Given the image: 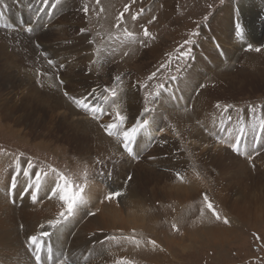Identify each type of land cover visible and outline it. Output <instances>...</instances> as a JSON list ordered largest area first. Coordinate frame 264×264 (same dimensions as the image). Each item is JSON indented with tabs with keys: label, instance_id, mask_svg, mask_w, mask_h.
Instances as JSON below:
<instances>
[{
	"label": "bare ground",
	"instance_id": "bare-ground-1",
	"mask_svg": "<svg viewBox=\"0 0 264 264\" xmlns=\"http://www.w3.org/2000/svg\"><path fill=\"white\" fill-rule=\"evenodd\" d=\"M4 2L8 5L7 9H11V7L16 4L14 0H4ZM29 4L32 5L31 8L28 7ZM39 6L37 0H21L19 7L15 8V11L10 13L14 19H10L6 13L7 9L5 10L3 6L0 5V11L3 12V15L0 16V121L4 120L6 129L13 135L16 134L30 141H34L43 148H50L52 153L61 152L66 158L70 157L73 164L77 165V168L74 170L82 171L81 174H79L80 180L77 182L85 188V193L94 208L93 212L97 213L96 217L90 216L80 228V232H82L84 236L91 232H102V236L106 234H127L135 236L133 234L134 231L138 228H143L144 225L147 224L144 215L153 199L156 198L157 193L162 195L166 194L170 190L169 185L171 184H175L173 186V189H175L173 190V193L178 194L179 197H181V200L185 201H181L183 204H186L190 199H194L200 193L199 190L208 189L210 193H213L212 186L218 188V196L223 197L225 205L233 214H235L237 209L239 210V203L244 201V204L247 202L246 200H249L250 203L254 194L257 192L258 184L261 183L260 181H264V177L260 178L264 172L255 167L251 169L249 167L251 164L248 162L247 165L244 160L245 156L242 157L240 155L239 157L223 148V144H228L227 142H224L223 139L220 140V144L218 143L221 145L219 146L215 138H209L206 134L202 133V129H200L195 123L201 122L202 126L206 123L202 120L205 119V115H198L200 113L199 111L203 110L202 107H199L200 109L198 108L199 110L194 112L198 114L191 112L192 116L189 118L188 111H185L184 115L182 114L178 119L179 123L183 121V128L186 127L187 129L189 126L187 133L184 132L183 134L182 132L183 137L179 142L170 140L163 148L156 147L152 151V147L149 149L145 154L146 157H157L152 162L146 163L149 167H142L143 163L141 164L138 161L139 157L137 158L138 160L135 161L136 159L127 158L125 154L120 156V153H122L123 150L118 149L116 143L118 137L114 134L111 139L108 138L106 136L107 134L100 129V124L102 122L99 121L100 123H96L93 121L94 119H89V117L92 116L91 113H85V115H83L84 113L77 111L70 106L69 101L62 95L63 91H68L69 94L72 92L82 95L92 89H98V95V93L103 90L105 84L110 85L113 81L112 78L115 77L112 75V71L108 75V78L106 77L107 83H104L103 78H99L97 74L98 67L95 64V66H91V61L94 60V55L97 53H95V49H97L95 48L96 44L92 46L94 43L89 44L78 33L80 28H85L87 30L86 35L88 40L92 39L90 41L95 42L93 41V34H90L91 30L86 28L87 21L85 20V15H83V13H76L77 11L79 12V8L75 6L74 0H65L64 2L63 0H60V4L57 7L49 8L39 16H36L35 8ZM253 7L259 9L264 14L263 0H239L237 3L232 2L230 8L226 7L216 12L212 17L210 24L202 28L200 47L195 49L192 56L194 58L192 59L194 67L206 71L207 73H211V75H213L211 78L217 80L215 84L216 88L212 89V87L209 86L207 90L200 92L198 95V99L200 97V101L211 110L216 109V111H218L214 106V103L219 104L220 102L213 98L232 99L235 98V95L239 92L245 95L247 91L253 94L259 90V85L257 83L258 79L264 81L257 76L260 75L259 68L261 65V57L249 53V45H251L253 50L256 48L255 46L253 47L251 42L259 43L264 34L263 24L260 23L259 26H262V28L260 27V30H256L254 25L248 26L247 22L251 23L250 18L254 15L257 16V12ZM81 9H83V7H81ZM170 9H172V5ZM220 12H222L221 17H219ZM49 13H51V15H49ZM241 13H243V19L241 18ZM18 19L20 20L17 21ZM20 21L23 22L24 25L32 22L34 31L31 34L21 35V28L18 26V24L21 23ZM256 21L259 20L256 18ZM12 22H15V24H12ZM167 24L172 26L171 23ZM237 25H239L242 30V38L236 35L235 28ZM15 26L16 28L14 29ZM42 27L48 28L47 31L44 32L41 30ZM246 27H248V30H246ZM224 31L228 34L222 35ZM9 37L12 38L9 39ZM99 41L96 42L98 43ZM32 42L34 46L32 45ZM37 43H39L41 47L45 45V51H48L49 55L56 54L55 61L57 64H60V62L63 63V61L64 65L65 62L68 63L67 69L59 72L60 79L64 81L62 86L58 85L53 70L49 69L47 59L42 55L44 51H41L40 48L38 49L36 47ZM87 50L88 52L89 50L93 52L92 59H89L90 56H88ZM154 52L155 47L150 53L148 52L145 57L151 58V55L153 57V55H155ZM29 53L36 55V67L39 70H48V75H36L37 71L31 69L33 66L32 62L30 63L31 68L29 67V60L25 57V55ZM41 57H44L46 64L42 61ZM67 59L70 60L68 61ZM232 60L233 64H231ZM208 62H215L216 70L210 69L209 66L208 68L205 67L204 63ZM247 64L254 65L253 68L255 72H252L251 70L248 72L241 68L244 67L243 65L246 66ZM76 66L77 69L83 67L84 71L86 70L85 67H89L91 68V72L87 77H84L79 71L76 72ZM258 66L259 68H257ZM93 68L96 70L93 71ZM188 71L190 70L187 69L183 74H186ZM67 74L68 76H66ZM189 79L190 76L184 75L182 79L178 80L179 84L182 85V89L189 87ZM37 80L44 85L43 88L36 86ZM75 82H77V84H75ZM191 82L195 85L194 80H191ZM252 83H255V85H251ZM176 84V81H171V84H168L167 88H169V91H172V93L170 95H163L162 93V98H168L169 100L174 91H181L177 88ZM57 87L60 88L59 91L57 90ZM127 89L128 92L124 94L125 96H119L120 110L123 115L128 116L130 119L135 117L141 118L139 113L142 112L141 104L143 101H141L137 92L133 93L134 87H127ZM185 94L186 90L184 92V95ZM183 96L182 99L179 98V103L184 101ZM220 105L222 104L220 103ZM104 106L106 107L105 103ZM104 106L102 105L103 108H105ZM109 111L115 112L111 110ZM156 111L161 114L159 109L155 108V113ZM248 113L249 112L246 111L245 117L241 118L242 120L240 123L236 122L238 125L233 126V130L236 131L235 136L240 134V128H245L247 125V120L249 118ZM224 114L226 115V113ZM239 114L243 115V111H239ZM104 116L108 118V114L100 116V118L103 119ZM152 116L154 117V120L150 119ZM150 117L147 118L150 120L151 126L149 125L145 130H142L141 134L137 137V143L136 146H134L135 151L138 152L137 156L143 151L142 149L149 142L150 137L154 136L152 131L155 133V130L158 128V125L155 122V115H150ZM209 121L211 125L215 126V123L217 125V119L210 118ZM228 121L229 120L226 119L224 122ZM261 121L262 120L254 121L256 132L253 137L251 132H243L240 145V150L242 152H244L245 149L252 150V140H254L256 134L263 136V134L260 133ZM106 122L109 121L106 120ZM221 123L223 124V121H221L220 124ZM231 123H233V121H231ZM169 124V122H166L158 133L166 132ZM169 130H172V128ZM177 130L179 131V129ZM220 131L221 130L216 131V129H214L212 133H219V135L224 133V131ZM178 133L181 134V131ZM172 134L174 135V133ZM235 136H233V139ZM216 137L219 138L217 135ZM160 139V137L156 138L154 144L158 143ZM263 139L264 138L260 139V141H263ZM229 141H231V139H229ZM181 142H183V144H181ZM187 142H190V144ZM185 146H187L188 149L191 147V155H186ZM110 154H114L116 158L108 160ZM193 154H196L197 156L195 159H193ZM10 156L11 154L7 155V157L6 155H0V192L3 191L2 186L6 179L5 167H9L11 171V164L9 163ZM98 157H104L107 161V171L112 173L111 178H108L107 176L93 175V173H95L100 167L94 163ZM188 158H190L191 162L195 163L193 166L195 170L190 169ZM23 160H25V158ZM254 161L261 166H264V154H260V156ZM197 164L198 166H196ZM154 165H156V167ZM208 167L211 168L212 171L214 169L216 173L213 172L215 177L213 180L209 181L207 177H213V173L211 172L210 174L207 173L205 175L203 172V170ZM159 169H162V171ZM200 169L208 183L192 176V174H200ZM182 173L184 174V179L180 180L181 178L179 177ZM128 175L132 176V180L126 182ZM48 176L49 175H47L46 179ZM223 180L227 181L223 182L220 186V182ZM103 183H107L111 191H120L122 195L118 199L99 203L98 200L102 193L101 185ZM187 184L189 186H187ZM149 186L152 187L149 189ZM173 193L172 190H170L169 195H172ZM258 195L262 198L264 192H260ZM229 201L231 202L230 205ZM25 202L30 205L28 199H26ZM156 202H159V200ZM26 203L23 204L22 201V205L16 209L8 202L3 194L0 193V264H34L31 257L28 256L26 252L27 249L20 236L21 229L19 223L16 221V213H20L22 218L21 221L24 228L22 233L30 236L36 234V229L40 225H46L47 222L62 209L55 203H45L41 210L33 213L32 210H28L27 212ZM161 205L160 207H162ZM250 206L251 205H249V208ZM239 213H241L240 210ZM248 214L252 216L251 218L256 216L250 212H245L242 214V217L244 219L245 217L247 218V216L250 217ZM228 226L229 225H227V228L216 231L211 230L210 228L205 231H200V229L197 230L198 226L196 225L194 227L195 234H189L190 245L208 239H216L217 236H219L220 239L225 235L228 236L232 231V228ZM149 242L151 241L149 240ZM156 243L151 244L150 248L151 246L157 249L161 248V246H158ZM182 248L184 250L186 249L184 246H182ZM118 255L117 258L129 259L128 256ZM162 255H164V252Z\"/></svg>",
	"mask_w": 264,
	"mask_h": 264
},
{
	"label": "rangeland",
	"instance_id": "rangeland-1",
	"mask_svg": "<svg viewBox=\"0 0 264 264\" xmlns=\"http://www.w3.org/2000/svg\"><path fill=\"white\" fill-rule=\"evenodd\" d=\"M64 1L65 0H63V2ZM231 1L233 3L239 2V0H230V2L226 0V2L222 5L220 0H99V3H97V0H74L75 6L79 8V12L76 10L77 11L76 13H80V14L83 13V15H85L81 7L86 5L89 8L87 15H85V20L87 21L86 28L88 30H91L90 34H93V38H94L93 41L95 42L94 44L92 43L91 44L92 46L96 44L95 48L97 49H95V53L99 49V53L98 54L96 53L94 55V60L96 61L95 65L98 67L97 74L99 78L102 77L104 83H107L108 75L113 71L112 74L113 76L119 74L124 79V80L122 79V82H115L113 80L110 83V85H108L116 89V91L118 92L117 93L118 97L119 96L123 97L125 96L124 94L128 92L126 85H133V84L147 85V88L137 89L134 87L133 89V93L137 92V95H139L141 101H143L141 104L143 109L146 103L143 98L148 92H155L157 89V85L161 83H164L166 86H168V84H171V82L169 83L167 79L168 77L171 76L178 77V79L172 81H176L177 88L181 91L178 92L174 91L173 95L170 97L169 100L168 98L165 99L162 98V96H160V98L156 101L155 104L152 103L147 104V106L150 108L159 109L161 114H159L158 111H156V113L155 111H153L150 114V115H155V122L157 123L158 128L155 130V133L152 131L154 136L150 137L149 142L145 145V147L142 149L143 151H141L138 154V156H137L138 152L135 151L134 149L135 156L139 157V160L136 159L135 161L138 160L141 164L143 163L142 167H149L148 164L146 163H150L153 161L147 158L145 154L149 151L151 147H152L151 151L154 148L158 147V143L154 144L156 138L167 137L168 141L174 140L175 142L176 141L179 142V140L183 137L184 132L185 133L188 132L187 129H189V126L187 129L186 127L183 128L182 127L183 121L180 123L178 122L179 121L178 119L180 118V116H182V114L184 115L185 111L186 112L188 111L189 115L188 114L187 115L190 118L192 116L191 112L194 113L195 111L199 110L200 109L199 107L203 108L202 111L201 110L199 111L200 112L199 114L198 113H194V114H198L201 116L205 115V119L202 120H204L206 123H204V126H202L201 122H195V123L196 125L199 126L200 129H202V133L206 134L209 138L211 137L213 139L215 138L217 144L222 139L224 140V142L227 143L230 142L229 139H231V141L233 140V136H235L236 134V131L233 130L234 129L233 126L238 125V123H240V121L242 120L241 118L245 117L246 111L249 112L248 113L249 118L247 120V125L245 126L246 129L243 126L242 127L244 132H251L252 137L254 135L253 129L254 128L256 129L254 121L264 120V81H261L259 79L257 82L259 85V90L253 94L247 91L245 95L239 92L238 94L235 95V98L232 99L217 98V97L213 98L214 100H218V102L220 101L219 104L220 103L222 104L220 109L217 108L218 111H216V109L211 110L208 106L204 105L200 101V97L198 99L199 93L203 92L204 90H207L209 86H211L212 89L216 88L215 84L217 80L211 78L213 77L211 73H207L206 71H202L201 69H197L196 67H194L193 59H192L194 57L192 56L194 54L195 49H198V47H200V42L202 40L200 39L202 28L210 24V21H212V17L215 15L216 12L226 7L230 8V5L232 4ZM125 5H130L128 12L124 11ZM171 5L173 10L170 9ZM17 7H19V4L16 3L11 7V9H7L6 13L10 19H14L10 13L14 12L15 11L14 9ZM253 8L257 12V16L254 15L252 18H250L251 23L249 22L247 23L248 26L254 25L256 27V30H260L262 26H264V14L259 9L255 7ZM140 9H144L143 14L140 15L137 20L133 21L132 15L139 12ZM121 13L124 14L123 23L120 26V28H117L116 27L117 18L120 16ZM221 16H222V12H220L219 14V17ZM241 18L243 19V13H241ZM256 18L259 21H256ZM13 23L15 24V22H12V24ZM167 23H171L172 26H170V24ZM260 23L263 25L259 26ZM22 25L23 24L21 23L18 24L20 28H22ZM47 29L48 28L46 27L45 28L42 27L41 30L45 32L47 31ZM125 29L134 33V37L132 38L126 37L124 35ZM144 29H147L149 31L150 33L149 38H145L143 36ZM246 30H248V27H246ZM193 33H198V35L194 36ZM225 34L228 33L224 31L222 35ZM188 39L195 41V45H194L195 47L192 44H188L184 48H181V45H183L185 40ZM96 41H99L98 43L100 42L101 43L98 44ZM251 43L253 44V47L255 46L256 48L258 47L261 48L260 52H256L254 50L247 52L261 57L260 68L259 66L257 67L259 68L260 75L257 76L264 80V71H263L264 70V63H263L264 34L259 43H253V42ZM32 45L34 46L33 42ZM154 47H155V52H154L155 55H153L152 57V55L150 54L152 59L150 57L146 58L145 57L146 54H148V52L150 53V51ZM45 48L46 46L44 45L40 47V50L44 51V53H47L48 51H45L46 50ZM188 49L192 50L190 58L184 60H178L176 58V54L178 51H187ZM92 53L93 52H91V50H89V52L87 50V54L88 56H90L89 59L93 58ZM125 53H127V56L124 55ZM25 57L29 60V67H30V63L32 62L33 66L32 68L31 67L30 68L32 70L39 71V69L35 65L37 60L36 55L29 53L26 54ZM47 57L55 60L56 54L49 55L48 52ZM67 60L69 61L70 59ZM42 61L45 63L44 57L42 58ZM214 63L215 62L213 63L208 62L204 64L205 67L208 68L209 66L210 69L216 70V63L215 64ZM231 64H233V60L231 61ZM95 65L92 64L91 66L93 67ZM161 65H165L166 67L161 68L160 67ZM67 66L68 63L65 62V69H67ZM243 66L244 67L241 68L247 70L248 72L250 70L252 72H255L253 68L254 65L247 64L246 66L245 65ZM85 68L86 70L84 71L83 67H81V69H77L76 66L77 69L76 72L79 71L84 77H87L91 72L89 71V69L91 68L89 67H85ZM158 68L160 69V71H157ZM109 69H111L112 71L110 72ZM187 69H189L190 71H188L186 74H183ZM95 70L96 69L93 68V71ZM153 72L157 73L156 77L152 80H149L148 77ZM182 75L190 76L189 84H188L189 87L185 89H182L181 88L182 85H180L178 82V80L183 78ZM66 76H68V74ZM191 80L195 81V85L194 83L191 82ZM75 84H77V82H75ZM200 85H204V87L201 88ZM251 85H255V83H252ZM36 86L39 87V84H36ZM69 90H70V86H69ZM185 90H186V94L184 95ZM171 93L172 91H169V88H167V91H165L163 95H170ZM70 94L76 97L81 96L80 94L72 93V92H70ZM99 94L100 93H98V95ZM182 96L184 98V101L182 103H179L178 100L179 98L182 99ZM111 99L112 98L109 97V102L105 103L106 107L104 106L103 101L100 102L107 109L105 115L109 113H114V112H110L109 110L111 111H116L117 109L120 110L119 100L116 105H112L111 107H109V104L111 103ZM122 102L125 103L124 101ZM69 103L70 106L75 108V106L70 101ZM216 104L218 103H214V106ZM224 106H230L228 111L226 112L221 111V109H223ZM75 109L79 112L84 113L83 115H85V112L83 110H79L77 108ZM252 109H256V111H252ZM239 111L240 112L243 111V115L239 114ZM224 113H226V115ZM150 115L148 117H150ZM228 115L229 116L231 115L230 120L228 119L229 117ZM210 118L217 119V125L216 123L214 124L215 126L211 125L209 121ZM150 119L154 120V117L152 116L150 117ZM226 119H228L229 121L224 122ZM91 120H93V118H91ZM106 120L111 122V119L106 118L105 116L103 119L99 118V120H93V121H95L96 123H100V122L106 123ZM221 121H223V124L222 123L220 124ZM231 121H233V123H231ZM166 122L170 123L169 127L172 128L173 131L169 130L170 128L168 127L167 128L168 130H166V132L158 133L159 132L158 130L159 129L161 130L162 126ZM5 126L6 124L4 120L0 121V155L1 156L6 155L7 157V155H9L10 152H11L10 154L17 153L23 159L25 158L27 160H31L32 163L43 165L48 168L53 167L61 170L68 176V178L71 176L69 178L70 181L78 184L77 181L80 180L79 174H81L82 171L80 172L74 170L75 168H77V165L73 164V161L70 157L66 158V156H64L61 152L52 153L50 151V148L48 149L43 148L34 141H30L16 134L13 135L10 131L6 129ZM221 128L224 129L223 130L224 133H221L218 138L216 137V133H212V131L214 129L218 131L221 130ZM100 129L103 132H105L102 127H100ZM177 129H179V131ZM177 131L178 132L181 131V134L178 133ZM209 132H211V135H209ZM172 133H174V135ZM108 138L111 139V137ZM187 143L190 144V142ZM181 144H183V142H181ZM253 146H255L259 150V153L261 155L264 154V139L263 141L259 140V142L255 144H254V140H252V148ZM222 147L225 148L228 152L237 155L236 153H233L230 149H228L226 144H223ZM185 148H186V155L188 154L191 155L192 154L190 152L191 147H189L188 149L187 146H185ZM249 151L251 152L252 150L245 149L244 152L240 150L241 156L242 157L245 156L243 154ZM260 154L256 155L255 153H253L254 156L253 160L251 161L246 160L245 157L244 160L246 161L247 165L248 162L251 164V166H249L251 169L255 167L258 170H263L264 172V166H261L259 163L257 162L255 163L254 161L260 156ZM125 156L127 158L132 159V157H129L126 154ZM196 157H197L196 154H193V159H195ZM188 161L190 164V169L195 170L193 167L195 163L191 162L190 158H188ZM258 165H260L261 167ZM154 166L156 167V165ZM196 166H198V164ZM5 170H6V176H5L6 178L10 172V168L5 167ZM159 170L162 171V169ZM202 170L201 169L199 170L200 174H196V175L192 174V176L197 177L198 180L202 179L205 183H208L205 177L202 175ZM203 172L206 175L207 173L210 174L211 172L215 173V170L213 169L212 171V169L208 167L207 169H204ZM214 173H213V177L212 176L207 177L208 181L214 179L215 177ZM182 175L179 177L181 178L180 180L184 179V174L182 173ZM262 177H264V173L260 176V178ZM226 181L223 180L222 182H220V186L222 185L223 182ZM260 182L261 183L258 184L257 192L256 194H254V197L250 201V203L249 200H246L247 202L244 204H243L244 201L239 203V210L241 213H239V210L237 209L238 211L236 210L235 214H233L231 211L228 210L227 206L225 205V202L223 201V197L218 196L217 194L218 188H214V186H212L213 193H210L208 189L199 190L200 193L197 195L199 197L196 196L195 197L196 199L195 198L190 199L188 200V202H186V204L185 203L183 204L182 202L185 201L181 200V197H179L178 194L173 193V190H175L173 189V186L175 184L169 185L170 190H172L173 194L169 195L170 190L164 195L157 193L156 198L153 199L151 205L147 209L146 214L144 215V218L147 221L146 222L147 224H145L143 227L144 229L143 228L136 229L133 233L135 236L125 234L127 236L137 237L140 239V241L147 243L149 242V240L151 242L155 241V243L157 242L156 244L158 246H161V248L163 247L162 250L160 251L161 248L157 249L154 248L153 246H151L150 248V245L153 243L149 242L147 248H143V249L125 248L124 250L120 251L119 254L121 256L123 255L128 256L133 263H137V264H264V196L260 198V196L258 195V193L260 194V192H264V181H260ZM187 186L189 185L187 184ZM151 187L152 186H149V189ZM205 195H207L208 197V202L212 203L213 205V209L211 210L207 207V202H205L204 200ZM100 198L98 201L101 200ZM157 200H159L160 203L156 202ZM180 202L182 203L183 206L181 205ZM230 203L231 202L229 201V205ZM160 205L162 207H160ZM249 205H251L250 208ZM245 212H250L256 216H254L255 218L254 217L251 218L252 216L248 214L250 217L247 216V218L245 217L244 219L242 217V214H244ZM163 213L164 215L165 214L166 215L164 216ZM214 213L219 215V219H217V215ZM226 219L228 221V224L224 222ZM196 225L198 226L197 230L200 229V231H205L206 229L209 228L211 230L216 231L223 228H227V225H229L228 227L232 228V231L230 232L231 233L230 235L228 236L225 235L224 237H222L223 239L222 238L220 239L219 236H217L216 239H208L190 245L189 234L190 235L195 234L194 227ZM67 234L68 231H65L63 233V239L60 241L59 251H61L60 253L61 255L63 254L62 251H64L68 247H71L69 245L71 244L78 245L81 242H83L82 240H79L71 243L68 237L65 239V236H67ZM257 237H259V239H257ZM181 245L184 246L186 249L184 250ZM163 252L164 255H162ZM59 257L63 258L64 256H58V258Z\"/></svg>",
	"mask_w": 264,
	"mask_h": 264
},
{
	"label": "snow or ice",
	"instance_id": "snow-or-ice-1",
	"mask_svg": "<svg viewBox=\"0 0 264 264\" xmlns=\"http://www.w3.org/2000/svg\"><path fill=\"white\" fill-rule=\"evenodd\" d=\"M15 3L19 4L21 3V0H14ZM39 7L35 8L36 16H39L41 13L47 11L49 8H55L60 4V0H37ZM221 4L223 5L226 0H220ZM230 2V0H228ZM97 3H99V0H97ZM0 5L3 6V8L6 10L8 8V5L4 2V0H0ZM29 8L32 7L31 4L28 6ZM130 8V5H125L124 11L128 12ZM83 12L85 15H87L89 8L85 5L83 6ZM144 9H140L139 12L132 15V20L135 21L138 19L140 15L143 14ZM3 15V12L0 11V16ZM51 15V13H49ZM123 13L120 14V16L117 18V24L116 27L120 28V26L123 23ZM34 31L32 27V22L27 23L26 25L22 26L20 29V34H31ZM86 29L80 28L78 30L79 35L85 39L89 44L94 43L90 40H88L86 35ZM236 35L240 38L243 37L242 30L239 25L235 28ZM124 35L126 37L132 38L134 37V33L128 31L127 29L124 30ZM194 36H197L198 33H193ZM143 36L145 38L150 37V33L147 29H144ZM12 37H9L11 39ZM146 42V40H145ZM192 44L195 45V41L188 39L185 40L184 44L181 45V48H184L186 45ZM36 47L39 49L41 45L39 43L36 44ZM249 50H253L251 45H249ZM191 49H188L187 51H178L176 54V58L178 60H184L187 58H190L191 56ZM254 51L260 52L261 48H255ZM99 53V49L97 50V54ZM43 56L47 59V65L49 66V69L53 70V74L56 76V79L58 81V85L62 86L64 84V81L60 79L59 72L61 70L65 69V65L63 63L57 64V62L54 59L47 58V53H42ZM124 55H127L125 53ZM92 64H95L96 61L92 60ZM161 68L166 67L165 65H161ZM179 70V69H177ZM91 71V69H89ZM111 72L112 70L109 69ZM157 71H160L158 68ZM156 72H153L148 79L152 80L156 77ZM36 75L38 76H45L48 75V70H39L37 71ZM115 82H121L122 77L117 74L115 77L112 78ZM169 83L172 80L178 79V77L171 76L167 78ZM37 84L41 88L44 87V85L37 80ZM126 87H135L137 89L140 88H147V85H141V84H134V85H126ZM201 88L204 87V85H200ZM57 90L59 91L60 88L57 87ZM98 89H92L91 91L82 94L79 97L73 96L69 94L68 91H63L62 95L65 99L70 101L75 108L79 110H83L85 113H91L92 118L94 120H99L100 116L105 115L106 109L102 107L101 101L104 103L109 102V97H111V103L109 104V107L112 105H116L118 103L119 97L117 94V91L115 88H112L108 85H105L103 87V90L100 92L99 95H97ZM167 91V86L164 83H161L157 85V89L155 92H148L144 96L145 106L142 109V112L139 113V116L141 118H133L130 119L128 116H125L121 113L120 110H116L114 113H109L108 118L111 119V122L101 123L100 126L104 129L108 137H112L114 134L118 137L116 140V143L118 145V149H122V153H120V156H123L126 154L129 157H132L133 159H137L138 157L134 156V145L137 143V137L140 134L142 130H145L150 125V120L147 118L153 111H155V108H150L147 106L148 103L155 104L156 101L160 98L162 93ZM216 108L220 109L221 105L216 104ZM230 106H224L222 111H228ZM252 111H255V109H252ZM228 119L230 120L231 117L229 116ZM224 129L221 128V131ZM160 131V129L158 130ZM243 128L239 129V135L235 136L232 141H230L227 144V148L230 149L233 153H236L238 156L241 155L240 152V145H241V137L243 135ZM253 132L255 133V128L253 129ZM260 133L264 134V120L260 123ZM209 135H211V132H209ZM219 136V133L216 134ZM264 138V136L260 134H256L254 136V144L258 143L260 139ZM168 140L166 138H161L158 141V147L163 148L165 145H167ZM253 153L256 155H259V150L253 146L251 152L244 153L245 158L249 161L253 159ZM114 154H110L108 156V160L115 159ZM156 156H149V159L155 160ZM94 163L96 165H99L100 167L98 170L93 173V175H101V176H107L108 178H111L112 173L107 171V161L104 159V157H98ZM53 172H55V169H53ZM47 173H44L43 170H37L36 165H34L31 160H23L20 161L18 158L15 163V167L11 169L8 176L5 179V182L2 186L3 191L0 192L3 194V196L11 203H15V197L17 195L21 197H30L33 203H36L41 199L40 192H44V195L51 200L54 197H58L62 210L59 212L57 218L50 219L48 221V225L50 227H55L61 223V221L68 220L71 216L75 214L77 211L78 206L83 202V195L85 193V188L81 186L80 184H76L72 181H70L66 176H64L62 173H56L55 179H47ZM132 180V176L128 175L126 182H129ZM122 193L120 191H108L104 197L101 203L104 201H112L118 197H120ZM205 202H207V207L211 210L213 209L212 203L208 202L207 195L204 196ZM216 214V213H214ZM88 215L92 217H96V212L88 211ZM217 215V219H219V215ZM225 223H228L227 220L224 221ZM23 227V225H21ZM41 231H39L36 234H32L28 236L27 238V247L31 250V254L36 261V264H40V261L43 259L42 252L44 248L46 247V238L50 236V233L46 230H44V225L39 226ZM259 239V237H257ZM99 242V241H98ZM151 243L155 244V241H152ZM51 249H49V258H51ZM58 264H65L64 260H60ZM117 264H120V262H117Z\"/></svg>",
	"mask_w": 264,
	"mask_h": 264
}]
</instances>
